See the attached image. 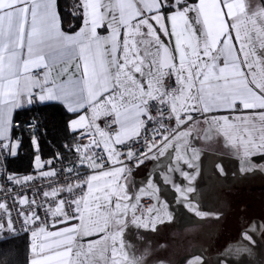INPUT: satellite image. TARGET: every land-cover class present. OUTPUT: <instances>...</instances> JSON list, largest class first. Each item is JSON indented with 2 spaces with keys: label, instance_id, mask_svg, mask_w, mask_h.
<instances>
[{
  "label": "snow or ice",
  "instance_id": "obj_1",
  "mask_svg": "<svg viewBox=\"0 0 264 264\" xmlns=\"http://www.w3.org/2000/svg\"><path fill=\"white\" fill-rule=\"evenodd\" d=\"M76 7L83 25L79 32L66 34L59 24L57 0H0V141L9 142L0 143V149L15 154L10 144L17 109L60 101L78 113L70 121L71 130H82L80 135L88 140L72 149L80 154V167L98 170L85 177L75 169L74 179V168L62 169L68 173L64 186L41 193L52 198L47 209L52 226L67 227L33 230L29 264H143V257L129 256L124 230L130 225L155 230L153 221L164 220L158 214L151 217L156 208H148L151 218L143 219L139 198L130 195L123 182L125 166L116 146L139 137L149 122L157 125L153 131L159 142L145 141L147 151L135 157L143 164L154 149L163 156L175 148L174 141L186 144L194 138V114L240 112L213 116L210 123L250 167H257L251 157H264V4L78 0ZM126 156L135 154L129 150ZM106 160L121 166L106 170ZM36 162L40 167L38 156ZM184 163L192 166L187 159ZM41 175L55 178L57 173ZM32 179L25 177L24 182ZM178 190L185 200L194 191ZM60 193L72 199H56ZM19 203L31 206L36 199L23 196ZM0 210L7 217L0 231L7 225L6 230L14 232L7 204L0 203ZM19 215L25 224L40 219L35 210ZM73 220L77 223H70ZM93 236L98 239L86 240ZM247 239L254 243L252 236ZM192 264H202V259Z\"/></svg>",
  "mask_w": 264,
  "mask_h": 264
},
{
  "label": "rangeland",
  "instance_id": "obj_2",
  "mask_svg": "<svg viewBox=\"0 0 264 264\" xmlns=\"http://www.w3.org/2000/svg\"><path fill=\"white\" fill-rule=\"evenodd\" d=\"M16 144L12 149L14 153ZM37 156L40 167H37ZM37 156L34 165L41 169L45 162ZM118 159L121 161L120 156ZM251 161L257 164V169L250 166L244 169L247 172L243 171L239 180L232 177L230 182L227 177H210L212 183L204 194L201 193L204 197L200 198L199 207L181 208L178 216L198 217L194 221L187 217L180 219L184 223L174 222L179 208L177 202L185 200L178 190L182 187L168 182L176 190L162 191V180L155 170L141 165L136 173L130 174L121 161L127 177L123 182L127 184L129 194L139 198L138 208L142 201L150 199L151 208L158 210L151 217L158 214L164 220L163 223L158 219L153 221L155 230H141L136 225L125 228L122 238L129 256L143 257V264H192L197 257L202 259V264H264V168L259 167L264 165V158L256 155ZM120 166L111 164L105 169ZM95 171L98 170L92 174ZM192 198L189 193L184 204ZM197 212L203 215H197ZM167 213L173 216L171 222L166 221ZM145 216L143 219L147 222L151 217ZM249 235L254 243L247 239Z\"/></svg>",
  "mask_w": 264,
  "mask_h": 264
},
{
  "label": "built area",
  "instance_id": "obj_3",
  "mask_svg": "<svg viewBox=\"0 0 264 264\" xmlns=\"http://www.w3.org/2000/svg\"><path fill=\"white\" fill-rule=\"evenodd\" d=\"M15 127L12 129L11 135V144L10 147L13 149L15 143H20L22 139V132L24 130L34 131L38 128L39 120L36 117H29L27 119L21 120L15 118L13 121ZM34 125V126H33ZM157 125L149 122L146 125V128L142 130L139 137L132 140L130 143L123 145L120 148V159L123 164L126 166L127 171L130 169L128 173L133 174L136 173L142 164L136 163V156H140L142 152H146V143H151L153 138L159 142L160 137L156 136L153 129L156 128ZM0 143H9L8 141H1ZM88 140L80 135V132L76 133L75 141L72 145L65 144L62 151L58 152L57 156L45 162L44 166L41 169H36L35 171H31L23 174H13L10 172L8 164L9 159L12 155H8L6 150L0 149V203H6L11 215V219L13 222V227L15 229L14 232L8 231L7 225H5V230L0 231V240L8 237H12L15 235L28 234L31 235L33 230H38L39 227L44 226L47 230H51L66 224H56L53 227V218L51 217V213L47 211L49 206L52 204V198H45L41 195L42 192H51L53 188L63 187L65 184V177L68 175L66 171L61 172L62 169L66 170L68 168H74L72 173L73 178L75 179V169H78L80 173L87 177L92 174L93 169H89L87 167H80L78 163L79 153L73 151L75 147H78L82 144H87ZM131 150L135 156L133 158H128L126 156L127 151ZM155 150V149H154ZM153 150V151H154ZM151 153H149L150 155ZM111 165L107 160L104 162V168L109 167ZM47 171H55L57 176L55 178L43 177L41 174ZM33 177L32 180L24 182L25 177ZM7 177H13L14 179L9 180ZM15 179H19L21 181L20 184L15 183ZM86 191V190H85ZM77 195H80V190H77ZM27 196L29 200L32 198L36 199L35 205H23L20 204L19 201L21 197ZM56 199H64L65 201H69L72 199L70 195L67 193H60V195ZM151 200L145 199L139 204V209L144 210L146 215L147 209L151 208ZM65 211L68 212L69 215L72 214V209L69 207L67 203L64 206ZM35 210L39 215L40 219L35 223L25 224L24 216L19 215L21 211L30 212ZM146 217V216H144ZM7 217L5 216L3 210H0V223H5ZM77 221L73 220L70 223H76Z\"/></svg>",
  "mask_w": 264,
  "mask_h": 264
},
{
  "label": "crops",
  "instance_id": "obj_4",
  "mask_svg": "<svg viewBox=\"0 0 264 264\" xmlns=\"http://www.w3.org/2000/svg\"><path fill=\"white\" fill-rule=\"evenodd\" d=\"M189 3H195L196 0H188ZM247 3L251 7H255L260 4H264V0H247ZM57 10L59 14V24L61 27V30L64 31L66 34H75L79 32L83 25V16L81 20V24L79 27L71 30H66L63 28L62 24V19L60 15V10H59V2L57 0ZM81 12V10H80ZM82 15V14H81ZM98 31L101 34H106L104 32V29H98ZM163 38V37H162ZM174 40V38H173ZM46 102H59L60 101H46ZM43 103H34L33 105H38V104H44ZM63 104V103H61ZM31 106H25L24 108L17 109L13 113V121L16 117V113L19 110L27 109L32 107ZM64 105V104H63ZM66 108L67 106L64 105ZM242 113L240 112H225V111H216V112H210V113H196L194 114V119H196L198 122L193 125L194 132H193V137L188 139L187 143H176L175 141L173 143L176 144L175 148L169 147L165 154L163 156L159 155L156 153L154 150L150 155L149 159L145 160L142 166L148 167L149 169L155 170L158 175H160V179L162 180V191H175L176 189H172L169 183L173 186V184H176L179 186V188L182 187V189H186L188 187H191L194 189L192 194V199H191V205L192 206H198L200 204V198H203L204 195L201 193H205L206 187L212 183L210 179L214 178L217 176H221L223 178H228L230 179L229 181L231 182L232 177H235L239 180V178L242 175V172L245 171L244 169L249 168V163L248 161L242 156L241 153H238L235 151L232 147L229 146V141L227 138L217 130L216 125L213 123H210L212 120V117L215 116L217 118H220L225 115L234 116V115H240ZM78 116V113L70 120H75ZM69 127H70V122H69ZM186 127V126H185ZM71 130V128H70ZM72 132L78 133L80 131H73ZM142 132V131H141ZM141 134V133H140ZM12 135V131H11ZM137 138V137H136ZM135 139V138H134ZM133 139V140H134ZM132 140L127 141L126 144L130 143ZM1 142V141H0ZM125 145V144H124ZM123 145H118L116 146L117 152L120 153V148ZM186 149V150H185ZM18 151V148H17ZM16 151V152H17ZM195 151V154H193ZM177 155H180L182 157L181 160L177 161L176 157ZM187 159L189 163L192 165L189 167L188 164L184 163V160ZM252 164H255L253 161H251ZM173 169H176L173 171ZM251 169H257V167H252ZM188 173L189 176L193 177L192 179L186 178L182 173ZM247 172V171H245ZM246 175V173L244 174ZM243 177V176H242ZM227 179V180H228ZM237 179L234 181H237ZM169 182V183H168ZM208 190V189H207ZM202 195V197H201ZM185 200L183 201H178L177 202V207L178 210L176 211V215H174V222H182V218L187 217V218H192V221H194L197 216H178L179 212L181 213V208L185 206H189V203L184 204ZM186 208V207H185ZM182 213H185L182 211ZM168 215H171L170 213H167ZM162 217H160L161 219ZM173 218V216H172ZM181 219V220H180ZM157 221L160 222L158 219ZM166 221H169L166 217ZM191 221V219H189ZM171 222V221H170ZM77 223V222H76ZM191 223V222H190ZM75 224V223H72ZM64 227H67V225H63L48 231H55L57 229H62ZM141 230H149V228H141L138 227ZM30 237V244L32 243V237ZM93 237H88L87 239H93ZM42 239V237H41ZM32 258V254L30 253V259Z\"/></svg>",
  "mask_w": 264,
  "mask_h": 264
},
{
  "label": "trees",
  "instance_id": "obj_5",
  "mask_svg": "<svg viewBox=\"0 0 264 264\" xmlns=\"http://www.w3.org/2000/svg\"><path fill=\"white\" fill-rule=\"evenodd\" d=\"M63 28L75 29L80 26L82 15L76 7L78 0H58ZM76 113L69 112L59 102H46L19 110L18 119L36 117L38 128L24 130L18 151L9 159V170L13 174L35 171V157L40 155L44 162L54 159L65 144L72 145L76 133L69 127ZM37 145V148H36ZM264 158V157H263ZM30 237L28 234L15 235L0 240V264H29Z\"/></svg>",
  "mask_w": 264,
  "mask_h": 264
}]
</instances>
